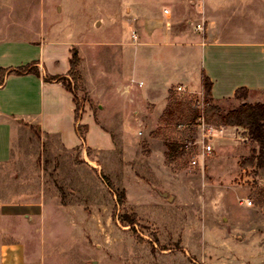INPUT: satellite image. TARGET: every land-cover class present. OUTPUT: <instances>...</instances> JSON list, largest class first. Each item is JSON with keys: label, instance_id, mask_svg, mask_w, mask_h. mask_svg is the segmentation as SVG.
<instances>
[{"label": "rangeland", "instance_id": "obj_1", "mask_svg": "<svg viewBox=\"0 0 264 264\" xmlns=\"http://www.w3.org/2000/svg\"><path fill=\"white\" fill-rule=\"evenodd\" d=\"M236 6L230 38L264 39V0ZM173 7L178 27L198 35L191 0H0V66L36 60L44 31L61 56L69 43L80 58L79 81L68 77L72 89L114 142L112 149H67L36 125L11 126L0 112L4 241L25 242L44 264H264V168L241 165L256 143L242 128L222 127L203 157L199 119L164 116L174 100L203 108V93L145 79L149 67L155 74L157 53L141 48L144 29L153 33L158 13ZM169 45L163 75L175 76L176 46ZM13 88L11 80L0 91L10 112L24 107L12 100ZM246 101H264V93L249 92ZM240 102L219 104L228 110ZM171 141L187 143L175 160L166 154ZM134 214L135 224L124 221Z\"/></svg>", "mask_w": 264, "mask_h": 264}, {"label": "crops", "instance_id": "obj_2", "mask_svg": "<svg viewBox=\"0 0 264 264\" xmlns=\"http://www.w3.org/2000/svg\"><path fill=\"white\" fill-rule=\"evenodd\" d=\"M192 1L195 3L194 9L199 12L200 22L194 23L195 30L199 31L198 35L178 27L181 23L173 16L177 11L175 7L173 10L164 8L158 13L161 21L157 22L153 33L149 34V29L145 27L143 34H146V38L141 48L153 47L150 48L151 51L157 53L154 61L155 74L153 67H149L150 70L145 75L148 84L150 86L153 83L163 84L165 87L167 84H182L189 88L197 87L199 92H202V77L203 74H207L213 81V97L220 104L222 101L235 99V92L240 87H247L249 92L264 93V39L233 40L228 35L233 34L229 23L237 12L236 5L247 4L250 0ZM198 23L204 25V30L197 29ZM42 37V41L39 42V57L33 60L38 61L41 74H12L7 77L5 84L0 86L2 91L11 80L15 82L17 88L11 91L12 100L22 103L24 107L10 112L1 95L0 112L4 115L1 114L11 126L22 125V122L29 128L36 125L43 133L59 138L67 149L82 146L83 150L114 148L108 130L97 122L88 107L79 122L88 125L86 141L82 142L75 120L76 103L73 93L61 82L46 81L44 78L48 74L67 75L71 68V46L68 43L69 52L61 56L57 45L46 40L45 31ZM171 43L172 46H176L172 51L177 57L175 60L177 64L174 67L177 78L167 72L163 75V71L168 67L164 55ZM232 51L239 54L234 59L231 58ZM180 59L184 60L181 61L183 63H178ZM195 67L197 76H200L198 80L194 79V74L190 72ZM235 74H239L240 77L233 82L232 77ZM37 95L40 99L37 103L39 106L33 107L31 104L36 101ZM94 134L97 135V140L92 137ZM38 208L37 213H40L41 207ZM0 236V264H44L43 257L32 252L25 242L16 239L4 241L2 235Z\"/></svg>", "mask_w": 264, "mask_h": 264}, {"label": "trees", "instance_id": "obj_3", "mask_svg": "<svg viewBox=\"0 0 264 264\" xmlns=\"http://www.w3.org/2000/svg\"><path fill=\"white\" fill-rule=\"evenodd\" d=\"M80 58L76 50H72V57L70 59L71 68L67 75H46L44 78L46 81L61 82L69 91L74 95L76 103L75 120L77 123V130L83 143L86 141V134L88 132V125L79 123L83 113L85 112L78 102L77 96L72 89V86L68 80L69 76H72L75 81H79L80 74L78 71ZM33 73L40 75V69L38 67V61H32L27 64L19 65L16 67H1L0 68V86L6 81V78L12 74L25 75ZM213 81L207 74H203L202 77V93L204 97V106L200 108L197 105L190 103L186 108L182 106V101L174 100L170 103V109H167L164 116H176L182 119L181 124L195 123L200 117L205 119L207 124L213 125L216 128L222 127H237L244 129L245 134L256 143L257 147L252 150L249 157H246L241 162L242 167H257L264 168V101L249 102L246 101L249 95V89L247 87H240L235 92V99L241 100V102L228 110L222 108V106L215 100L212 93ZM178 98V97H176ZM175 99V98H174ZM179 99V98H178ZM97 120V119H96ZM98 122V121H97ZM185 144L178 141H171L168 143L167 157L170 160L175 158L185 151ZM125 191L118 193V202H125ZM124 221L128 224H135L137 221L136 215L124 218Z\"/></svg>", "mask_w": 264, "mask_h": 264}, {"label": "built area", "instance_id": "obj_4", "mask_svg": "<svg viewBox=\"0 0 264 264\" xmlns=\"http://www.w3.org/2000/svg\"><path fill=\"white\" fill-rule=\"evenodd\" d=\"M196 27L199 30H204V25L201 24V23L196 24ZM138 84L143 85L144 82L141 81ZM177 89L179 91H184V92H186V90H187L186 87H184L183 85L178 86ZM198 124H199V127L205 132V134H204V140H203V152H202V156L204 157L206 154H211L213 152V150H214L213 145L211 143H209V142H206V140L211 141V138H212L213 133L216 132V131H218V129H221V128H216L213 125L207 124L205 122V119L203 117H200L199 118ZM192 164L195 165V166L198 165V164H201V160H199L197 158H193L192 159ZM248 204L251 205L252 202L249 201Z\"/></svg>", "mask_w": 264, "mask_h": 264}]
</instances>
